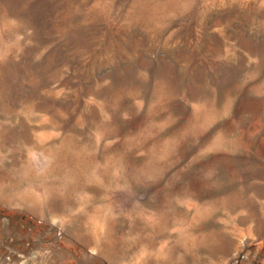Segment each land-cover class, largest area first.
Wrapping results in <instances>:
<instances>
[{"label": "rangeland", "instance_id": "rangeland-1", "mask_svg": "<svg viewBox=\"0 0 264 264\" xmlns=\"http://www.w3.org/2000/svg\"><path fill=\"white\" fill-rule=\"evenodd\" d=\"M0 264H264V0H0Z\"/></svg>", "mask_w": 264, "mask_h": 264}]
</instances>
